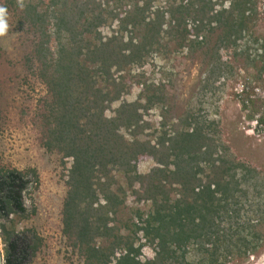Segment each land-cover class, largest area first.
<instances>
[{
  "label": "rangeland",
  "instance_id": "1",
  "mask_svg": "<svg viewBox=\"0 0 264 264\" xmlns=\"http://www.w3.org/2000/svg\"><path fill=\"white\" fill-rule=\"evenodd\" d=\"M57 1V6L51 8V0H0V7L7 9L8 23L6 34L0 36V173L17 169L29 180L24 194L25 211L0 213L2 264L7 243L16 234L35 243L31 264H93L91 261L96 260L91 258L92 253H98L99 258L100 254L108 256V264H116L127 253L124 245L129 240L139 247L137 258L146 264L155 258L156 244L148 241L135 224L143 225L152 200L134 175L137 172L145 178L158 162L145 154L136 162V172H132L124 162H116L113 140L111 146L106 143L103 156L92 159L96 165L87 189H83L82 172L75 170V157L68 153L69 136L65 131L62 138L57 132L61 115L71 101L78 107L80 135L94 136L98 133H91L94 120L100 115L102 120H111L124 105L134 104L140 114L138 126L134 129L120 122L116 127L122 136L117 141L124 145L136 138L155 144L177 130L188 129L193 119L191 127L203 126L210 143L215 145V157L225 149L228 158L264 173V76L257 66L264 53L262 0H251L252 12L248 13L253 20L250 28L241 33L232 31L229 37H223L228 31L223 24L228 13H223L219 16L221 22L213 20L197 34L198 20L190 15L186 24L192 47L178 48L163 33L159 43L141 58L132 60L114 54L105 67L101 54L88 53L85 47L89 42L99 44L117 35L108 48L129 53L127 47L134 34L131 24L125 25L121 18L131 6L130 0H95L100 3L93 5L95 14L105 8L104 20L83 40L73 33L91 22L80 12L82 7H76L86 0ZM134 1L142 4L143 0ZM168 1L156 0L153 5H167ZM186 1L174 0V6ZM206 2L212 4V9L204 22L217 11L235 6V0ZM198 6L200 3L195 5ZM176 15L180 16V12L176 11ZM61 16L73 23L71 31L54 25ZM147 32L145 25L139 26L134 42ZM66 51L73 53L80 67L90 70L93 88L86 90L84 81L76 76L64 97L58 95L56 82L63 72L60 56ZM69 60L64 58L63 64ZM80 67L74 66V72L78 73ZM115 91H120V96L110 99ZM92 113L96 117H91ZM256 115H260L263 127L253 130ZM107 126L106 135L111 137L113 124ZM199 176L206 181L205 173ZM73 196L77 203L70 210ZM106 197L112 205L105 204ZM244 198L238 204L240 222L253 225L257 223L254 192H250L249 201L243 202ZM222 220L221 225L228 227V217ZM254 229L264 234V226ZM117 241L122 242L118 245ZM187 257L191 264H202L196 245L190 247ZM217 264H264V244L254 253L225 251Z\"/></svg>",
  "mask_w": 264,
  "mask_h": 264
},
{
  "label": "trees",
  "instance_id": "2",
  "mask_svg": "<svg viewBox=\"0 0 264 264\" xmlns=\"http://www.w3.org/2000/svg\"><path fill=\"white\" fill-rule=\"evenodd\" d=\"M115 1L120 2L119 0ZM132 1L134 0H130L131 6L126 9L125 16L121 20L125 25L131 24L134 36L141 25H145L148 32L142 38L138 37L136 42L132 35L129 47H127L128 54L122 50L121 53L118 51L116 53L114 49L108 48L113 39H118L117 35L112 36L106 42L101 40L99 44L89 42L85 47L87 52L100 53L104 67L107 66V61L114 54L117 57L121 54L124 58L129 57L132 60H135L136 57L141 58L144 52H148L150 48L159 43L163 33H166L170 37L169 42L175 43L178 48L192 47L193 40L189 38L190 32L186 24V19L190 15L198 20L197 34H200L213 20L221 22L219 16L228 13L223 23L228 27V31L223 37H229L232 31L241 33L249 29L253 20V15L248 13L252 12L251 0H235V6L217 11L215 16L209 18L207 22H204L205 17L208 10L212 9V4L206 0H187L186 3H181L178 6H174V0L168 1L167 5L159 6L153 5L156 0H143L142 4L135 1L132 4ZM197 3H200V6L195 7ZM57 4V0H51L49 5L52 8ZM95 4L100 3H96L95 0H86L76 5V7H82L80 12L85 14L87 20H91L85 24V29L77 34L75 31L73 33L80 36L82 40L104 20L102 11L105 8L95 14V6L93 7ZM176 11L180 12V16L176 15ZM116 15L118 16V13ZM56 23L54 25H59V29L63 25L67 31H71V26H73V23L70 20H65L63 16ZM212 29L210 28L211 31H213ZM81 51L82 49L79 52ZM260 56L261 64L257 66L260 74L264 76V53ZM64 58H70V60L63 64ZM60 61L59 64L62 66L63 72L58 83L56 82V89L59 87V96H64L65 92L70 90V85L76 76L81 77V81H84L86 90L93 88V75L87 67H80L81 64L73 57L72 52L66 51V55L60 56ZM76 65L80 67L77 70L78 73L74 72ZM100 71L102 74L105 73L102 69ZM115 81L116 79H112L113 83ZM97 91L101 92V90ZM119 94L120 91H115L110 99H118ZM77 110L78 107L71 104L70 101L68 110L62 113L58 122L61 128L57 132L62 134V138H64L65 131L69 136L68 153L75 157V170L79 169L82 172L80 183L83 189H87L90 174L96 165L94 162L92 163V159L103 156L105 146H111L113 140L116 141V152L112 154L115 155L116 162H124L130 166L129 170L132 172H136V162L145 154L152 156L159 164L145 178H142L144 176H140L137 172L134 175V180L137 182L140 180L139 182L142 183L144 190L152 200V208L143 219V225L135 224L138 230L143 231L148 241L156 244L155 258L149 259L146 264H191L187 254L190 252V247L194 245L202 255L200 260L202 264L205 262L217 264L225 251L229 253L238 250L245 254L254 253L263 246L264 234L260 230H255L254 227L264 226V173L245 162L228 158L225 149H221L219 155L215 157L214 152L217 149L210 143L211 139L203 126L194 125L191 127L194 124L191 119L188 129L177 130L174 134L155 144L142 142L136 138L124 145L117 141L122 139V136L116 132V127L120 122L134 129L138 126L140 114L134 104L124 105L118 111L119 114L111 120H102L100 115L99 119L94 120V129L91 133L96 130L98 132L94 136L91 134L80 135L82 130L78 128L81 119L76 117ZM88 110L90 111L87 109L86 112ZM91 117H96V115L92 113ZM89 122H91V118ZM108 124H113L111 137H108L109 133L106 135L107 131H105L109 130ZM204 173L205 182L199 176ZM146 179L148 181H142ZM28 183L26 175L17 169L0 173V213L25 211L24 194L27 191ZM251 191L254 192L252 202L257 207V223H253V225L246 221L240 222L241 207H238V204L241 203L240 198H246L243 202L249 201L248 196ZM237 194H240L239 197ZM106 198L105 204L112 205L111 200ZM76 203L77 200L73 196L69 204L70 210L75 208ZM224 217H228V227L221 225ZM69 218L71 220V213ZM121 242L117 241L116 244L119 245ZM124 246L127 253L121 255L116 264H143L137 258L139 247H134L133 240L127 241ZM34 254L35 243L33 240L25 235L16 234L7 243L4 264H31ZM92 254L91 258L96 260L91 261L93 264H108L106 261L108 256L100 254L99 258L98 253Z\"/></svg>",
  "mask_w": 264,
  "mask_h": 264
},
{
  "label": "clouds",
  "instance_id": "3",
  "mask_svg": "<svg viewBox=\"0 0 264 264\" xmlns=\"http://www.w3.org/2000/svg\"><path fill=\"white\" fill-rule=\"evenodd\" d=\"M6 15L7 9L0 7V36L5 35L8 30Z\"/></svg>",
  "mask_w": 264,
  "mask_h": 264
},
{
  "label": "built area",
  "instance_id": "4",
  "mask_svg": "<svg viewBox=\"0 0 264 264\" xmlns=\"http://www.w3.org/2000/svg\"><path fill=\"white\" fill-rule=\"evenodd\" d=\"M261 7H262V11H263V20H264V0H262V2H261ZM259 118H260V115H256V119L254 121V128H253V130L254 129H257V128L260 129V128L263 127V124H262V122L260 121Z\"/></svg>",
  "mask_w": 264,
  "mask_h": 264
},
{
  "label": "water",
  "instance_id": "5",
  "mask_svg": "<svg viewBox=\"0 0 264 264\" xmlns=\"http://www.w3.org/2000/svg\"><path fill=\"white\" fill-rule=\"evenodd\" d=\"M0 264H2V260H1V253H0Z\"/></svg>",
  "mask_w": 264,
  "mask_h": 264
}]
</instances>
